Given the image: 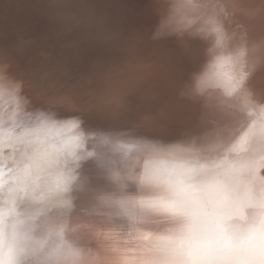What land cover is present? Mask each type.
<instances>
[{"label":"bare ground","instance_id":"bare-ground-1","mask_svg":"<svg viewBox=\"0 0 264 264\" xmlns=\"http://www.w3.org/2000/svg\"><path fill=\"white\" fill-rule=\"evenodd\" d=\"M159 3L160 0H85L84 18L70 23L54 16L49 0H14L5 10L0 20L1 29H5L8 22L16 21L21 26L22 36L27 37L26 45L28 41L35 45L29 48L31 53L41 47L47 50L51 47L54 53L57 49L59 53L68 54L66 64L100 62L105 63L106 71L110 73L131 74L132 77L152 71L157 66L166 69L167 65L175 69L178 65L175 74L171 71L166 75L158 74L159 77L136 79L132 85L118 88L120 90L112 94L107 90L110 95L101 103L84 106V102L80 103L79 97L72 92L61 93L56 98L58 101L48 102L39 92L37 80L26 70L24 62L30 52L21 55L22 51H10L7 42L0 47V62L10 65V74L24 82V90L29 97L35 95V100L32 99L35 106L54 107L61 116L80 115L90 130H133L139 135L170 143L203 135L210 129H221L225 141H230L221 163L231 181V195L218 200L225 215L223 225L228 229L236 219L243 218L248 221L249 228L254 229L257 221L264 222L263 55L260 57L262 61L253 62L255 67L251 69L247 86L228 95L231 103L225 109L212 108L203 99L181 95L192 74L203 67L206 43L187 36L184 39H152L158 23ZM233 3H239V0L229 2L233 20L242 26L250 42L260 46L264 52V26H260L259 18L262 16L258 11L257 18L254 2L241 6ZM220 76V70L213 72L209 69L205 74L208 86L216 87ZM183 100L194 102L188 103L198 110V121L194 124L189 122L192 125L180 124L171 115L178 111L176 106ZM241 126L243 128L239 129ZM238 130L242 132L237 134ZM78 171L80 185L74 193L77 214L66 221L63 242L71 245L76 264H128L131 254H125L119 239L122 222L110 211L102 209L100 203L102 198L115 193L106 179V165L90 160ZM254 171L257 172L255 177L247 178L246 173ZM101 178L105 184L94 183ZM245 178L244 183L240 181ZM154 190L152 198L167 195V187L163 183L155 184ZM210 190L218 191L214 185ZM17 211L26 217H36L30 221L35 240L46 247L59 242L55 231L60 218L55 209L20 202ZM85 219L96 225L95 232L84 231L81 225ZM233 257L240 264H258L254 249L245 255L233 254Z\"/></svg>","mask_w":264,"mask_h":264},{"label":"clouds","instance_id":"clouds-1","mask_svg":"<svg viewBox=\"0 0 264 264\" xmlns=\"http://www.w3.org/2000/svg\"><path fill=\"white\" fill-rule=\"evenodd\" d=\"M226 0H160L158 23L152 39L186 36L206 43L203 67L192 74L181 95L203 99L209 107L225 109L231 86H247L258 45L250 42L242 26L225 7ZM220 70L216 87H209L206 72ZM22 80L10 74V65L0 62V158L9 162L12 153L24 159L35 158L47 166L55 157L62 172L63 192L57 204L72 206L83 164L96 160L106 165V179L115 189L113 196L101 199L102 209L122 222L119 233L128 264H175L177 231L168 227L163 214L146 201L155 195V182L174 179L179 172H190V183L207 190L202 194L220 200L231 195V181L222 161L230 141L221 129L163 143L133 130L106 132L90 130L80 115L61 116L54 107L35 106L25 93ZM216 186L212 192L210 186ZM126 189L132 190L131 192ZM251 214V213H249ZM154 223L151 230L145 228ZM28 217L5 215L0 223V264H52L70 262L69 256L47 247L32 236ZM219 245L230 254L256 252L264 264V222L249 228L248 221L236 219L218 237ZM136 257H140L138 261Z\"/></svg>","mask_w":264,"mask_h":264},{"label":"snow or ice","instance_id":"snow-or-ice-1","mask_svg":"<svg viewBox=\"0 0 264 264\" xmlns=\"http://www.w3.org/2000/svg\"><path fill=\"white\" fill-rule=\"evenodd\" d=\"M242 89L244 88L238 81L231 86L229 95ZM59 167L55 157L47 166L35 158L24 159L15 153H12L7 164L0 158V223L7 214H20L17 211V204L20 202H31L53 208L60 218L55 231L59 242L55 248L69 256H74L75 252L71 245L63 242V233L66 221L77 214L74 193L80 181L72 193V206L65 208L58 205V194L64 190ZM191 175L190 172H179L174 179L166 181L152 177L156 184L166 185L167 195L150 197L146 201L149 207L163 214V222L168 227L177 231L175 264H240L239 261L234 260L233 254L226 252L218 243V237L227 230L223 225L225 215L222 204L215 198L202 194L207 190L199 189L190 183ZM94 183L99 185L105 184L106 181L101 178ZM28 219L33 221L36 217L33 215ZM153 226L154 223L150 222L144 227L151 230ZM81 227L85 232L96 230V225L87 219ZM136 259L139 261L140 257ZM56 264H69V262L57 261ZM70 264H76V261L72 260Z\"/></svg>","mask_w":264,"mask_h":264},{"label":"rangeland","instance_id":"rangeland-1","mask_svg":"<svg viewBox=\"0 0 264 264\" xmlns=\"http://www.w3.org/2000/svg\"><path fill=\"white\" fill-rule=\"evenodd\" d=\"M13 1L14 0H0V20L4 16L7 7L10 4H12ZM49 1L54 16L60 19L62 22L66 21L67 23H70L74 19L81 20L85 16V13L83 12L85 6V0H49ZM249 1L254 2L255 5L254 11L257 12V18H259L258 11L260 12V16H262L261 18H259L261 20L260 26L261 25L264 26V0H243V1L239 0V3H233V4L241 6L242 4H245ZM229 2L230 0H226L225 7L228 11L229 10L231 11V9L228 8V6L231 7V5H229ZM21 32H22L21 26H19L16 21L8 22V25L5 29L4 28L1 29L0 26V47L2 48L4 46L3 43L7 42L10 51L13 50L17 52L22 51V53H20L21 55L30 52L28 53V58L24 62L26 70L29 75H31L33 78L37 80V85L39 87L38 90L39 92L41 91L40 93L42 94L43 97H45V100L51 103L55 102L56 100L58 101V99L56 98L59 97V94L61 93L68 94L72 92L79 97V101L81 100L80 103L83 104L84 102V106H89L93 104L95 105L96 103L98 104L99 102L101 103L102 101H104L110 94L114 93L115 90L117 91L118 88L122 89L123 87L132 85L136 81V79L144 80L152 76L159 77L161 75L169 74L171 71H172L171 73L175 74L176 70L178 69V65L175 66V69L171 68L170 66L168 68L167 65H166V69H164L161 66H157L152 71H148L143 74L141 73L138 77H132L131 74L110 73L106 71L105 63H100V62L75 63V64L71 63L70 65L65 63V60L67 59L68 56L67 53L63 51L59 53L57 49L55 50L56 53H54L53 52L54 50L51 49V47L49 48V50H47L45 47H41L38 48V50H35L33 51V53H31L29 48L31 47L33 48V46L35 45L31 44L29 41H28V45H26L27 37H23ZM62 48L65 50L64 47ZM257 53L259 56L257 55ZM262 55L264 57V52L263 49L259 46L254 54L253 62L257 63L259 62V59L260 61L264 60ZM260 57H262V60ZM262 68H264V65ZM63 89L65 91H63ZM102 90H104L105 92H107L108 90L110 94L108 95V92L105 94V92L103 93ZM101 92L103 93L102 94L103 97H105L106 95L107 96L105 98H102V96L100 95ZM54 93L56 94L54 95ZM99 95L101 98L99 97ZM30 96L31 99L35 97V95H30ZM237 101L238 100H236V102ZM188 102L194 103L189 100L180 101L178 106H176L178 111H176L175 113L174 112L171 113V115H173L176 121L179 122L180 124L185 123L192 125L196 123V121H198L199 116L196 115L198 114L197 108L193 104H189ZM234 103L235 101L232 102V104ZM230 113L232 114L233 112ZM196 116L198 117L196 118ZM189 118L191 120H189ZM191 121L192 124L189 123ZM240 128H243V126L239 127V129ZM240 132H242V130H238L237 134H239ZM256 173H257L256 171L252 173L247 172L246 173L248 175L247 178L255 177L254 174ZM240 181H243L244 183L246 181V178L243 180L240 179Z\"/></svg>","mask_w":264,"mask_h":264}]
</instances>
